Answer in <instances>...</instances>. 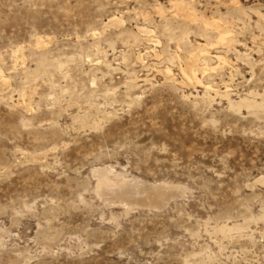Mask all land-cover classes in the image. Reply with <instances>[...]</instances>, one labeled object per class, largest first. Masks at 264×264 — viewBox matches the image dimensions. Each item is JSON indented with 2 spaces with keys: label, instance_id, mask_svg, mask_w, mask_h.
<instances>
[{
  "label": "rangeland",
  "instance_id": "obj_1",
  "mask_svg": "<svg viewBox=\"0 0 264 264\" xmlns=\"http://www.w3.org/2000/svg\"><path fill=\"white\" fill-rule=\"evenodd\" d=\"M0 74V264H264V0H0Z\"/></svg>",
  "mask_w": 264,
  "mask_h": 264
},
{
  "label": "bare ground",
  "instance_id": "obj_2",
  "mask_svg": "<svg viewBox=\"0 0 264 264\" xmlns=\"http://www.w3.org/2000/svg\"><path fill=\"white\" fill-rule=\"evenodd\" d=\"M173 3H174V2H173ZM171 5H172V4H171ZM176 5H177V4H176ZM180 5H181V4H180ZM173 6H174V5H173ZM177 6H179V5H177ZM171 7H172V6H171ZM174 7H175V6H174ZM184 7H185V6H184ZM178 8H180V6H179ZM182 8H183V7H182ZM185 8H186V7H185ZM187 10H188V9H187ZM187 10H186V11H187ZM174 11H176V10H174ZM178 11H179V10H178ZM178 11H177V12H178ZM181 11H182V10H181ZM184 11H185V10H184ZM184 11H183V12H184ZM186 11H185V12H186ZM172 12H173V11H172ZM188 12H189V11H187V14H188ZM175 15H176V14H175ZM190 15H191V14H190ZM190 15H189V16H190ZM187 18H189V17H187ZM189 19H190V18H189ZM190 20H192V19H190ZM110 21H112V23H115V22H117V18H112ZM210 24H211V23H210ZM217 24H218V23H217ZM137 29H138L140 32H148V33H149L148 29L145 28V27L138 26ZM206 29H207V28H206ZM209 30H211V29H209ZM215 30H216V29H215ZM229 31H230V30H229ZM208 32H209V31H208ZM208 32H207V33H208ZM210 32H211V31H210ZM218 32H219V35L222 34L221 29H218L217 33H218ZM214 33H215V32H214ZM226 38H227V37L225 36V37L223 38V40H225ZM219 42H221V41H219ZM226 42H227V41H226ZM40 43H41V41H38V42H37V44H40ZM223 43H224V42H223ZM228 44H230V43L228 42ZM221 45H222V44H221ZM203 46H204V45H203ZM203 46L201 47V49L203 48ZM204 48H205V46H204ZM197 49H199V48H197ZM203 50H204V49H203ZM207 50H208V49H207ZM197 51H198V50H197ZM199 52H200V51H199ZM201 52H202V51H201ZM208 52H209V51H208ZM197 53H198V52H196V54H197ZM196 54H195V56H196ZM208 54H209V53L206 54V52H205V56H204V57L208 56ZM215 55H216V54H215ZM199 56H200V55H199ZM202 56H203V55H202ZM202 56H201L200 58H202ZM209 56H210V55H209ZM209 56H208V57H209ZM220 56H221V55H220ZM220 56L217 54V55H216V58H217V59H220L221 61H223V59H221ZM191 58H192V57H191ZM200 58H199V60H200ZM212 58H213V57H212ZM216 58H215V59H216ZM192 59H193V58H192ZM192 59H191V61H192ZM195 59H196V58H195ZM210 59H211V58H210ZM213 59H214V58H213ZM217 59H216V61H217ZM196 60H197V59H196ZM206 60H207V58H206ZM206 60H205V61H206ZM194 61H195V60H194ZM194 61H192V62H194ZM200 61H201V60H200ZM208 61H209V60H208ZM216 61H215V62H216ZM195 62H196V61H195ZM217 62H219V61H217ZM200 63H201V62H200ZM194 64H195V63H194ZM198 64H199V63H198ZM202 64H203V63H202ZM207 64H208V63H207ZM207 64H206V63L204 64L205 67H208V66L210 65V64H209V65H207ZM200 65H201V64H200ZM193 66H194V65H193ZM195 66H196V65H195ZM210 67H213V66H210ZM181 68H183V67H181ZM189 68H190V67H189ZM196 68H197V67H196ZM201 69H202V68H201ZM204 69H206V68H204ZM208 69H209V68H208ZM208 69H207V70H208ZM212 69H213V68H212ZM183 70L185 71L184 68H183ZM192 73H193L192 78H193L194 80H196L197 82H200V80H199L200 77L198 78V76H197V74L195 73V71H192ZM190 74H191V71H190ZM183 75H184V74H183ZM187 75H188V74H187ZM187 75H186V76H187ZM189 76H190V75H189ZM189 76H188V78H189ZM0 78H3V75L0 74ZM189 79H190V78H189ZM193 79H192V80H193ZM197 82H196V83H197ZM194 83H195V82H194ZM200 83H201V82H200ZM198 84H199V83H198ZM201 85H202V83H201ZM205 85H206V84H204V89H203V90H206V91H216V90H217L216 88L212 87L211 84H210V85H206V86H205ZM213 88L216 89V90H214ZM218 90H219V89H218ZM218 90H217V91H218ZM206 94H207V93H206ZM258 179H259V178H258ZM106 181H107V180H106ZM260 181H262V180H260ZM108 182H109V181H108ZM122 182H123V181H122ZM111 185H112V184H111ZM102 186H103V188H107V187H108L107 189L109 190L110 185H108V183L103 182V183H102ZM114 187H115V186H114ZM114 187H113V188H114ZM116 188H117V186H116ZM161 188H162V187H161ZM146 189H147V188H146ZM155 189H157L158 191L160 190L159 187H156ZM155 189H153V191L156 193ZM162 189H164V187H163ZM102 190H103V189H102ZM108 190H107V191H108ZM141 190H142V189H141ZM105 191H106V190H105ZM110 191L115 192V193H119V192L121 193V192H124V193H125L126 195H128V196H134V195H136V198H138V196L140 197V195H139V194H140V191H139L138 187H137L136 185L130 184L129 182H123L122 184H119V185H118V188H117V189L114 188V189H111ZM153 191H152V192H153ZM108 192H109V191H108ZM141 192H142V191H141ZM154 192H153V193H154ZM115 193H113V194H115ZM120 193H119V194H120ZM157 193H158V192H157ZM158 194H159V193H158ZM137 195H138V196H137ZM141 195H142V194H141ZM146 195H147V194H146ZM121 196H122V195H121ZM128 196H127V197H128ZM124 197H125V196H124ZM146 197H147V196H146ZM148 197H149V195H148ZM148 197H147V198H148ZM160 197H161V196H160ZM119 198H120V197H119ZM131 198H132V197H131ZM136 198H135V199H136ZM125 199H126V198H125ZM129 199H130V198H129ZM129 199H127V201H128ZM139 199H140V198H139ZM141 199H142V197H141ZM143 199H145V198H143ZM148 199H149V198H148ZM160 199H161V198H160ZM145 200L147 201V199H145ZM150 200H151V199H150ZM124 201H125V200H124ZM129 201H131V200H129Z\"/></svg>",
  "mask_w": 264,
  "mask_h": 264
}]
</instances>
